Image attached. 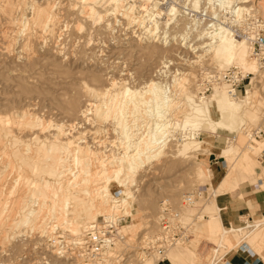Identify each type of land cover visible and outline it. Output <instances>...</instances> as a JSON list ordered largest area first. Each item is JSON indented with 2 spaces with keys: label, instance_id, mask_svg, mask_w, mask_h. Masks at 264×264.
<instances>
[{
  "label": "rangeland",
  "instance_id": "1",
  "mask_svg": "<svg viewBox=\"0 0 264 264\" xmlns=\"http://www.w3.org/2000/svg\"><path fill=\"white\" fill-rule=\"evenodd\" d=\"M18 1L19 4L23 6H20ZM53 1L0 0V157L2 158V161L0 158V163L2 162L0 164V175L2 174V176H0V264H80L72 251L73 246L70 243L73 242L71 239L74 240L82 237L85 234V229L79 232L80 234H74L70 232L68 229L69 227L65 225L64 227H60L61 231L54 232L56 230H52L51 228V221L54 216L50 213V206L56 200H58L56 201L58 204L63 205L64 200L68 198L70 201V210H76L75 207L79 204L76 196L78 195L79 199H82V201L90 199V197L86 196V190L91 191L94 187L96 188L97 186H95V184H99L100 181H95V184L85 183L81 185L82 187L78 190L72 189V191H76L75 195H70L66 192L67 189H71L69 186H66L67 182L64 181L66 177H64V180L59 178L60 182L63 181V190L61 192L59 191L57 196L52 192L55 188L54 190L52 188L48 190L43 186L45 180L55 181L56 179L55 176L49 175L47 172L48 169H57L58 164L61 166L62 164L68 163L66 164L68 166L70 164L69 160L72 159L69 158L66 160L67 162L64 161L62 159L64 156L61 154L59 148H56L57 150H53L50 154L48 153L49 155L45 154V149H41L42 154L36 149L39 142L38 140H46L48 138L47 141H53L55 139L54 135L57 131L53 127L54 124L63 122L71 123L70 121L75 122L74 127H76V129H73L70 136L66 133L59 134L60 137L57 136L59 139L56 140V144L63 145L66 144V141L72 142L82 135L87 136V146H83L78 155H86L88 157L90 151L93 153L100 151V147L96 149V147H94L95 143L92 144L90 140V138L94 136L91 133L96 131V129L98 130L101 127L99 131L103 132L106 130L107 133L105 137H108L107 141L109 142L112 141L113 136L116 138V133L113 130L114 123L112 124L113 119L111 120L112 116L109 115L106 117L107 105H105V103L110 97V94H108L109 96H104L106 88H115L116 91H122L119 82H125L126 86L130 87L132 90H139L146 86L149 80L152 79L163 85L167 83L169 85L170 83L173 84V77L175 75H187L191 72L197 77L195 79L196 84H199L204 73L214 68V63L215 65H221L220 62L210 59L213 53L210 52V50L207 51V49L210 48L208 42L211 41L207 39L209 38L208 35L201 36L200 32H205L207 29L200 26L199 20L197 21L198 25L196 27L195 25L193 26L192 20L183 16L179 7L172 6V8L177 11L175 14L176 16L169 12L168 15L171 17L170 20L167 21L165 20L164 9L162 7L160 8L159 4H157L158 6L155 9L159 14L157 20L159 21L160 31L167 29L171 34H175L178 39L177 42L176 40L170 39L167 42L168 44H166L164 41L149 42V40L142 37L143 33H145L144 30H146L145 22H137L138 24L134 23L135 25L133 24L131 26L130 23H128L129 20L122 15H118V13L116 14L117 16L113 14L116 17L112 14L107 15L104 8H109V6L113 5L109 0H101L100 3H97L96 6L99 5L97 10L101 11L102 15L106 16L102 19L97 17L98 20H96V16H93L94 19L90 15L88 16L90 12L88 9L91 4L87 5L82 0ZM75 1L79 2V4ZM123 1L124 5L134 4L141 17L145 18L144 15L146 12L140 10V7L143 3H149L146 5H150L153 0ZM205 1L211 3V1L214 0H192L191 4L193 5L194 3L195 5H193V8L198 9L202 8L203 4L205 5ZM255 2H260L264 11V0H255ZM80 5L83 7L82 10ZM5 7L7 8L5 9ZM52 8L56 11L55 13ZM11 9H14V12H12ZM49 11H53V13ZM35 13L40 15V18H38ZM32 16L34 17L32 18ZM47 16L49 18H47ZM35 18L36 21L34 20ZM60 19L62 21H60ZM13 20L16 23H14ZM48 20H52L51 24L54 25L46 22ZM11 24H13V26H11ZM17 25L19 26V28H17L18 30L16 29ZM32 26L33 28H31ZM186 26L188 27L187 29ZM10 27L12 28L10 29ZM20 29L21 32L23 31L22 33H20ZM10 30L13 32L12 34L9 33ZM185 30L187 32L190 31L189 37L180 42L181 38L178 36L184 33ZM4 31H7L9 35L6 32L5 35H2ZM26 31L29 32V34L32 33V35H28ZM27 35L30 37L29 39ZM1 37L5 38V40ZM24 37H27L26 41H22ZM8 41L10 43H8ZM183 42L186 44H182ZM205 42L206 44L208 43L207 46L204 44ZM6 44L9 47L6 46ZM9 44L12 45L10 46ZM24 44L29 46L27 47ZM152 47H157L162 54L149 61L145 55V51L147 48L150 49ZM26 48L28 49L26 50ZM233 64L235 63L225 64L222 65V67L224 66L225 69ZM257 65L256 71L248 70L251 74L249 77L245 78L242 89L239 91V97H241V99L245 96L243 87L249 89L251 94L248 101L239 108V120L235 119L236 122L233 124L227 123L225 127L217 128V134L206 132L205 129H203V132L202 129L198 132L196 131L197 134L199 133L197 135L199 139H205V141L212 146L207 144L205 148H201V150L193 153H177L176 151L186 141V137L184 140V136L192 131L190 130L192 127L188 126L184 129L181 127L180 124L184 117V112L176 113V115L174 114L172 118L173 122L180 121L178 123L179 125H176L169 133L172 136L168 140L170 142H167L165 146L166 152H164L161 157L154 158L149 164V167L147 166V169L138 174V185L140 182L141 185H139V187L133 186V192L136 190V197L133 201L131 199L134 203L129 201L128 205L132 204L131 209L127 206L132 214L128 211H124L129 217L127 222L123 224V226L125 225L122 229L124 233L121 234L123 235V239L117 240L116 245L112 248V252L108 255V262L106 261L104 264H210V257L213 254V249L216 248L217 240L221 234L218 216H222V214L220 212L218 215L217 208L221 207V209H223L222 213L225 217V209L228 206V201L238 195V191L224 192L225 189L238 190L242 183L253 184L259 180V177L250 180L252 178V173L249 174L247 171V166L251 162H256L259 158L260 161H262V158L258 155H260L263 149V145L261 144L263 140L256 139L251 134V130L262 124L264 125V67H262L258 61ZM95 77H99L100 79L95 80ZM113 82H118L115 87H111V83ZM169 86L168 91L173 93V89L175 88L173 87L171 91L170 88H172V85ZM98 90L103 94L102 98L98 96ZM190 90L197 94V91H195V82L190 87ZM90 92H92V94ZM212 92L213 89L209 95ZM96 94L101 102L97 101L99 100L97 97H94ZM216 97L217 98L214 97V103L210 100H203L210 104L214 119L219 120L218 104L228 106L230 102L226 95ZM73 99L78 102L76 103L78 110L76 113L69 114L67 104ZM95 103L101 104L99 108L102 109H99V112L93 110L95 108H92V105ZM85 109H88V111L85 115H82L81 112ZM95 111L101 114L100 118L99 114ZM37 118H40L39 120L42 121L41 126L38 125V123H33L32 120ZM52 129H54V131ZM6 131L8 134H6ZM212 134H214V136ZM33 136L38 139L33 140ZM61 137L62 139H60ZM115 138H113V140ZM199 139L197 140L199 141ZM227 142L228 145H230L228 147L232 148L229 153L223 154L221 149ZM44 147L46 148L47 146ZM111 148L112 153L109 151L110 146L107 147L109 151H107L108 155L120 151L116 148L114 151L113 147ZM168 153H171V155ZM1 154L6 157H2ZM13 154H16L14 158ZM35 156H37V158ZM215 156L221 157L222 162L219 171L227 167V173L224 172L220 174L214 171L212 160ZM24 157H26V159H24ZM30 157H32V159L29 160ZM252 157H257L256 161H254ZM4 158L6 159L4 160ZM21 158H23V161ZM93 158L96 159L97 157L93 156ZM27 160H29L33 166ZM4 164L5 166L3 167L5 168L2 167ZM22 164L25 166H22ZM54 165L55 167H53ZM210 165L214 172H212L213 176L211 180H207L205 169L210 167ZM109 166L110 165H108V167ZM3 170L6 171L4 172ZM21 174L25 176H21ZM40 175H42L41 181ZM44 175H46V177ZM225 176L228 181L222 179ZM38 180L42 184H40ZM16 183L19 187L15 186ZM98 186H100V184ZM21 189L25 192L23 190L21 191ZM35 189L36 191L34 192ZM111 189L114 191L113 194L119 196L117 198H120L122 187L119 186L117 182L111 183ZM145 190L151 191V199L154 204L153 208H148L147 205H144L143 194ZM26 191L28 194L33 191V194L31 193L32 195L29 197ZM198 191H203V195L197 197L193 205H183L182 200L185 195ZM32 196L34 197L31 200L30 198H32ZM36 197H38V199L40 198V203L41 200L47 198L44 203L46 206L41 207L36 203L37 205H35L37 207H35V205L32 207L36 209L35 214H32L30 217H24L25 219L21 218L27 210L24 203L27 204L29 201H35L37 200ZM23 200L25 201L24 203ZM164 200L169 201L174 209L182 212V221L188 230L189 238L185 243H180L182 245L169 248L165 254L167 259H164L163 255L153 251H144L146 254L142 255V251H140L141 248L144 246L148 247L146 240L158 236L161 232L159 214L161 202ZM20 206L24 208V211ZM113 206H115V204H113ZM107 207L110 210L113 209L111 207V202H108L106 208ZM103 213L107 214L109 212L103 211L101 214H98L96 218L98 222H102V217L105 215ZM197 215H199L198 218ZM262 215L264 214H259L258 216H253L252 214V217H243L236 225H229L224 222V226H243L248 221H251L252 224L260 223L259 227L246 229V231H250V234L241 246L247 245L245 247L251 248L254 253L257 252V254L264 259V216ZM35 218L37 220H34ZM17 219H22V221L19 220L21 223L17 221ZM44 227L45 230H43ZM46 231L53 232L51 235L55 237L53 240L54 244H51L47 239V236L50 234ZM61 234L63 236H59ZM62 244H64L63 246H65V248L60 246ZM241 246L233 248L230 245L228 248H221L217 258H224L226 255L228 256L240 250ZM186 250L188 252H186ZM223 263L224 260L219 264Z\"/></svg>",
  "mask_w": 264,
  "mask_h": 264
},
{
  "label": "bare ground",
  "instance_id": "2",
  "mask_svg": "<svg viewBox=\"0 0 264 264\" xmlns=\"http://www.w3.org/2000/svg\"><path fill=\"white\" fill-rule=\"evenodd\" d=\"M82 1H84L87 5L91 4L89 9H88L90 11L88 16L89 15L91 17L96 16V20H98L97 17L99 19L106 17V16L102 15L101 11L97 10V7L99 5L98 6H96V5H97V3H100L101 0H82ZM109 1H111V3H113V5L109 6V8H106V7L104 8L107 15L108 14H112V15L115 14L116 15L118 13V15H122L123 17L127 18L129 20L128 23H130L131 26L134 23L138 24L137 22H145L146 30H144L145 33H143V36H142V37H144V39L149 40V42H155V41L156 42H159V41L163 42L164 41L166 44H168L167 42L170 39L176 40V42H177V40H178L177 36L175 34H171L169 30L163 29V31L162 30L160 31L159 21L157 20L159 14L155 10L158 6L157 4H159L158 1L153 0L152 2L150 1L151 2L150 5H146L149 3H143L141 5L140 10H142V11L144 10L146 12V14L144 15L145 18L141 17V15L136 10L134 4L133 5H124L123 0H109ZM250 1L251 0H214V1H211V3H207L205 1V5L203 4L202 8H198V9L192 8V9H193V11L199 10L200 12H208V13H211L212 15H217V12H218L217 5L224 6V4H225L227 6L228 5L234 6V9H236L238 12H241L245 9H248L246 2H250ZM145 2H147V1H145ZM76 3L79 4V2H76ZM7 4H8V1H7ZM18 4H19V1H18ZM54 4H56V3H54ZM108 4H110V3H108ZM19 5L23 6L21 4H19ZM81 5H84V4H81ZM81 5H80V7H81ZM193 5H195V4L193 3ZM7 7H9V6H7ZM7 7H5V9ZM33 8H34V6H33ZM53 8H55V7H53ZM53 8H52V10H54ZM82 8L83 7H81V10H82ZM138 8H139V6H138ZM13 10H12V12H14ZM179 10H180L181 14L183 16H185L186 12L181 8H179ZM15 11H17V10H15ZM84 11H85V9H84ZM6 12H7V10H6ZM49 12L53 13V11H49ZM55 12L56 11L54 10V13ZM169 12H171V14L173 13V15H175L177 11L174 8L169 7V9L166 13H169ZM77 13H78V11H77ZM35 14L37 15V13H35ZM115 15H113V16L116 17L117 15L116 16ZM190 15H191L190 12H187V16H185V17L192 20L193 26L195 25V27H196L198 25L197 21L199 20L198 22L200 23V26L207 29V31H205V32L203 31L200 33H201V36L202 35L203 36L208 35L209 39L211 40L210 42H208L209 44L207 43L210 48L209 49L206 48L207 51L210 50V52L213 53V56L210 59L216 60L217 62H220V64H221V65H219V64L215 65V63H214V65H215V66L213 65L214 68L210 69V71H208V72H205V74L207 73V75L214 74V76L217 79H220V81H217L213 86V92H212L213 94L211 93L208 97H202V96L198 95V92L200 90V86H199V84H196L195 79L197 77L192 72L188 73L187 75L177 74L173 77V84H171V83L169 84V85H172L171 86L172 88H170V90L173 89V87L175 88V89H173L174 90L173 93L172 92L170 93V91H168L169 90L168 88L170 87L168 85V83L166 85H163V84L159 83L158 81H154V79L149 80V83H147L146 86H144L143 88H141L139 90H132L130 87L126 86L125 82H119V84L122 87L121 88L122 91H116L115 88H110V89L106 88V90L104 92L105 97H106V95L110 94L109 100L108 101L106 100V103H105V105H107L106 117L109 115L112 116L111 120L113 119L112 124L114 123L113 124L114 125L113 130L116 133V135H115L116 138L113 136L112 141H110V142L107 141L108 137H105V134L107 133V131L104 129H102V130H104L103 132L99 131V129L101 127L98 130L96 129V131L91 133L94 135L93 137L90 138L92 144L95 143L94 147H96V149L100 147V151L104 150V148H105L104 151H102V152L99 151L96 153H93L92 151H90L88 157L86 155H85L86 157L78 155L81 148H83V146H87L86 144L88 143V141H86L87 136H84V135L77 138L78 142H77V140H74L72 142L66 141V144L62 143L63 145L56 144V140L59 139V137H60L59 134L66 133L67 135L70 136L73 129L74 128L76 129V127H74L75 122H72V121H70L71 123L63 122V123H58V124L53 125L54 129L57 131L56 134L54 135L55 139L53 141L52 140L47 141L48 140L47 137H46L47 138L46 140H44V139L38 140L39 142H38V146L36 149L39 151V153H41V149L42 150L45 149V154H48V153L50 154V152H52L56 148H59V150L61 151V154L65 157V158L62 157V159L64 161L68 160L69 158H72L71 160H69L70 164L68 166L66 165L68 163H65L64 165L62 164L61 166L58 164L57 169H50V170L48 169L47 170L49 175L53 176V177L55 176L56 179H55V181L54 180L53 181L45 180V182H43V186L46 187L48 190L51 188L54 190V188H55V190L52 191L55 194V196H57V193L59 191L61 192L63 190L62 189L63 188V186H62L63 181L60 182L59 178H62V180H64V177H66V179L64 180L67 182L66 186H69V188H71V189H67L66 192H68L70 195H75V193H76V191H72V189L78 190L82 187L81 185H83L85 183H94L95 181H98V180L100 181L99 182L100 186H98L99 184L94 183L95 186H97L96 188L94 187L93 189H91V191L86 190L87 195L86 194L85 195L90 197V199H86L85 201H82V199H79L78 195L76 196V198L78 199V202H79V204L76 205V207H75L76 210H70V201L66 197H65L66 199L64 200L63 205L58 204L56 202L58 200L54 201L53 203L51 202L52 204L50 206L51 207L50 213H52V215L54 216L53 220L51 221L52 222L51 228H52V230H56L54 232L61 231L60 227H64L65 225L67 227H69L68 229L70 230V232H72L74 234H78L79 232H82L85 229L84 230L85 234L82 237H80L79 239L76 238L74 240L71 239V241H73V242L70 244H72L74 247H76L78 245L80 246L81 244H83V242L85 240V236H87V231H89L91 229V227L94 225L93 223L98 222V219H96V218H97L98 214H101L103 211L109 212L107 214L103 213V214H105L103 217H106L107 215H113V214L120 212L121 210H119V208H122V210H124L125 212L128 211L131 213V211L128 210L127 206L131 209L132 204L128 205L129 201H131V199L133 201V199L136 197L135 196L136 190L133 192V186L139 187V185H141V182L138 185L139 180L137 179V176L140 172L147 169L146 168L147 166L149 167V164L154 160V158L161 157V155L164 152H166L165 146H166L167 142H170L168 140L172 136L169 133L171 132V129L175 128L176 125H179L178 123L180 122V121L173 122L172 118H173L174 114L176 115V113L178 114V113L184 112V115H183L184 117L181 120V124H180L181 127H183V129L187 128L188 126L192 127L190 129L192 131L189 132L188 135L184 136V140L186 137V141L182 144V146L176 152L180 153V154L193 153L195 151L197 152V151L201 150V148H205V146L207 144L212 146L210 143L206 142L205 139H201V138L199 139L197 137V135L199 134V133L197 134L198 131H200L202 129V132H203L204 131L203 129H205L206 132L216 133L217 128L225 127L227 123L233 124L234 122H236V120H239V111H240L239 108H241L248 101V99L251 96L250 90L247 88L245 89V87H243V91L245 92V96L243 99H241V97H239V91H237L233 87H230L229 85L226 84L225 81L222 80L223 72L229 68L228 67V68L224 69V66L222 67V65H225V64L235 63L232 66L239 67L241 69L244 77L250 76L251 73L248 70L256 71L258 65H257V61L251 56L249 42L246 39H240V38L233 36L229 30L223 29V28H221L220 30L216 29L215 32L211 34V31H208V27L204 26L202 24L201 18L199 19V18H196L195 16L191 17ZM1 16L3 17L2 14H1ZM37 16H38V18H40L39 17L40 15H37ZM48 16H50V15H48ZM48 16H47V18H49ZM52 16H53V14H52ZM33 17L34 16H32V18ZM57 17H55V18H57ZM93 19H94V17H93ZM2 20H3V18H2ZM34 20L36 21V18ZM41 21H43V20H41ZM51 21L52 20H50V21L48 20L46 22H49L51 24ZM60 21H62V20L60 19ZM13 22H14V20H13ZM14 23H16V22H14ZM51 25H54V24H51ZM3 26H5V25H3ZM9 26H10V24H9ZM11 26H13V24H11ZM48 26H49V24H48ZM201 27H198V28H201ZM11 28L12 27H10V29ZM17 28H19L18 25L16 26V29ZM31 28H33V26ZM187 28L188 27L186 26V29ZM44 30H45V28H44ZM27 31H29V30H27ZM27 31H26V33H28V35L31 36L32 33L29 34V32H27ZM38 31H39V28H38ZM5 32L7 33V31H4V34H2V35H5ZM22 32L20 29V33H22ZM36 32H37V29H36ZM189 32H187L185 30L184 33L179 35L178 37L181 38L180 39L181 41L180 40L179 41L182 42V40H185L187 37H189L188 36ZM9 33L12 34L13 32H11V30H10ZM9 33H7V34L9 35ZM38 33H40V32H38ZM28 35H27V37L29 39L30 37ZM44 35H45V33H44ZM16 36H18V35H16ZM135 36H137V35H135ZM39 37H40V35H39ZM1 38H3V37H1ZM5 38H3V39L5 40ZM24 38L22 39V41H24V40L26 41V38L25 39ZM139 38H140V35H139ZM7 40H8V38H7ZM139 40H141V39H139ZM9 41H8V43H10ZM35 41H37V40H35ZM11 42H12V40H11ZM3 43H4V41H3ZM22 43H21V45L23 46ZM32 43H33V41H32ZM129 43H132V42H129ZM7 44H6V46H8ZM182 44H184V42ZM204 44L207 46L206 42ZM9 45L11 46L12 44H9ZM25 46H27V45H25ZM13 48H15V47H13ZM201 48H203V47H201ZM27 49L28 48H26V50ZM4 51H5V49H4ZM24 51H25V49H24ZM7 52H8V49H7ZM161 54H162V52H160V50H158L157 47H152L150 49L147 48V50L145 51V55H146L147 59H149V61L157 58ZM25 56H27V55H25ZM202 57H203V54H202ZM165 68H166V66H165ZM94 79L99 80L100 78L95 77ZM194 82H195V89H196L195 91H197V94L190 90V87L194 84ZM117 83L118 82L111 83V85H112L111 87H115V85ZM112 90H113V92H112ZM90 93L92 94V92H90ZM222 95L228 96V101L230 102V104H228V106H223L222 104H218V113H219L218 115L220 118H219V120H215L214 117L212 116L210 104L207 101H204L203 99L208 100V101L210 100L212 103H214V99L217 98L216 96L219 97ZM98 96L100 98H102L103 94L99 91ZM94 97L96 98L97 94ZM97 99H99V98L97 97ZM97 101L101 102L100 99ZM76 103H78V102H77V100L74 101V99L71 100L70 102H68L67 108H68L69 114L76 113V111L78 110ZM100 105L101 104H98V103L93 104L92 108H95L93 110H97L99 112V109L100 110L102 109V108H99ZM79 111H81V110H79ZM87 111H88V109L83 110L81 112L82 115H85ZM98 112H96V113H98ZM100 116H101V114H99V118H100ZM96 117H98V116H96ZM93 118H94V116H93ZM39 119L37 118V119L32 120V121H33V123H38V125L41 126L42 121H40ZM101 119H102V117H101ZM26 120H28V119H26ZM26 120H25V122H26ZM98 121H100V120H98ZM33 128H35V127H33ZM37 129H39V128H37ZM54 129H52V130L54 131ZM6 134H8V132ZM212 135L214 136V134H212ZM57 136H59V137H57ZM50 138H52V137H50ZM88 138H89V136H88ZM101 138H104V139H101ZM113 138H115V139L113 140ZM36 139H38V138L37 137L33 138V140H36ZM60 139H62V137ZM197 139H199V141ZM230 140H232V139H230ZM28 142H30V141H28ZM228 142H231V141H228ZM228 142L221 149L223 154L229 153V151L232 148V147H228V146H230V145H228ZM59 143H60V141H59ZM44 146H47V147L45 148ZM109 146L111 149V150L109 149V151H111V153H112L111 147H113L114 151H115V148L119 149L120 151H118L116 153L113 152V154L108 155L107 154V151H108L107 147H109ZM101 148H103V149H101ZM251 148H252V146H251ZM27 152H28V149H27ZM31 152L34 153L35 150H34V152L33 151H31ZM42 152H44V151H42ZM168 154L171 155V153H168ZM14 155H16V154H13V158H14ZM38 155H40V154H38ZM53 155H54V153H53ZM92 155L96 156L97 158L94 159ZM3 156L4 155H2V157ZM8 156H9V154H8ZM19 156H21V155H19ZM37 156H35V157L37 158ZM4 157H6V156H4ZM5 159L6 158H4V160ZM22 159L23 158H21V160ZM24 159H26V157H24ZM30 159H32V157H30L29 160ZM21 160H20V162L22 163L23 160L22 161ZM29 160H27V161H29ZM1 161H2V158H1ZM58 161H60V160H58ZM25 163H26V161H25ZM51 163H52V160H51ZM57 163H59V162H57ZM5 164L2 165V167L5 166ZM27 164H26V166H27ZM23 165L24 164H22V166ZM108 165H110V166L108 167ZM32 166H33V164H32ZM53 167H55V165ZM3 168H5V167H3ZM6 169H7V167H6ZM205 173H206L207 180H211L212 171H211L210 167H207L205 169ZM0 176H2V174ZM21 176H25V175L21 174ZM41 176L42 175H40V177ZM44 176L46 177V175H44ZM3 177H4V174H3ZM41 180H42V177L40 178V181ZM19 181H21V180H19ZM40 181H39V183H40ZM15 182H17V181H15ZM112 182H117V184L122 187V190L120 192L121 193L120 198H117L119 196H116L113 194L114 191H112V189H111V183ZM23 183H21V184H23ZM40 184H42V183H40ZM15 186H17V183ZM17 187H19V186H17ZM23 189H21V191ZM40 190H39V192H40ZM35 191H36V189L34 190V192ZM28 192H29V190H28ZM214 192H215V190H214ZM26 193H27V191H26ZM31 193L33 194V191ZM31 193L30 194L27 193L29 195V197H30V195H32ZM47 194H49V193H47ZM24 195H26V194H24ZM50 196H51V194H50ZM33 197L34 196H32V198H30V199L32 200ZM39 197H40V194H39ZM61 198H59V199H61ZM143 198H144V205H147L148 208H153L154 204H153V201L151 199V191L145 190L144 194H143ZM27 199H29V198H27ZM36 199L37 200H35V201H29L28 200L29 202L27 204H25L24 203L25 201L23 200V203H24L25 207L27 208V210H26V213L23 215V217L21 216V218H24L27 216L30 217L32 214H35L36 209H34L32 207L36 203L38 205H40L41 207L46 206V205H44V203L46 202L45 200H47V198H44L45 200H41V203L39 201L40 198L38 199V197H36ZM14 202H16V201H14ZM108 202H111V207L114 210L112 208H111L112 210L108 209V207L106 208V205L108 204ZM132 203H134V202H132ZM113 204H115V206H113ZM15 205H17V204H15ZM36 205H35V207H37ZM13 207H14V205H13ZM20 207L22 208V206H20ZM22 209L24 211V208H22ZM217 209H218V215H219V213L221 212L222 209L220 207H218ZM36 212H38V211H36ZM39 215H40V213H39ZM34 217H35V215H34ZM32 218H33V216H32ZM218 218H219V225L221 227V234L217 240L216 248L213 249V254L210 257L211 258L210 264H217L219 262V260L223 259V258H219V257L217 258L221 248H228L230 245L233 248L241 246V244L245 241L247 236H249V234H250V231H246V229L260 226V223L252 224L251 221H248L243 226L226 227V226H224V224L222 222V216L219 215ZM19 220L22 221V219H19ZM19 220L17 219V221H19ZM34 220H37V219L35 218ZM21 221H19V222L21 223ZM33 223H35V222H33ZM16 225H17V223H16ZM31 225H32V223H31ZM124 226L119 228V233H121V234L124 233L122 230L124 228ZM32 228H33V226H32ZM43 230H45V227ZM40 232H43V231H40ZM46 232H48V231H46ZM48 233L50 235L47 236V239L49 240V242H51V244H54L53 240L55 239V237L51 235L53 232H48ZM48 233H46V234H48ZM55 235H57V234H55ZM59 236H63V235L61 234ZM119 239L122 240L121 238H119ZM176 245H182V244L179 243ZM176 245H174V246H176ZM112 250L113 249H109L108 252L105 253V257L103 258L102 264L106 263V261L109 258L108 255L112 252ZM186 252H188V251L186 250ZM73 253L75 254L76 258L79 260L80 264H83V262L81 260V256L78 255L77 252H73ZM165 254H166V252L163 254V256L165 259H167Z\"/></svg>",
  "mask_w": 264,
  "mask_h": 264
},
{
  "label": "built area",
  "instance_id": "3",
  "mask_svg": "<svg viewBox=\"0 0 264 264\" xmlns=\"http://www.w3.org/2000/svg\"><path fill=\"white\" fill-rule=\"evenodd\" d=\"M158 1L159 7L164 9L166 21L170 20L168 13H166L169 7L176 6L186 12L185 16H187V12H190L191 17L201 18L202 24L208 27V31H211V34L216 29L220 30L223 28L229 30L237 38L246 39L250 45L251 56L264 67V11L260 2L256 3L255 0L246 2L248 9L241 12L234 9V6L217 5V15H212L199 10L193 11L192 0ZM245 78L247 77L243 76L241 69L237 66L229 67L222 74V80L237 91L242 89ZM217 81H220V79H217L214 74L207 75V73H204L199 83V96L208 97ZM251 134L254 138L263 139L264 125L262 124L251 130ZM202 195L203 191L185 195L182 203L185 206L193 205L194 200ZM119 209L121 210L120 212L102 217V222L95 223L87 231L83 244L76 247L72 245V251L77 252L81 256L83 264H102L105 253L116 245L119 238L123 239V235L119 233V228L127 222L129 215L125 214L122 208ZM198 217L199 215H197ZM159 219L161 232L158 236L146 240L148 247L144 246L141 248L142 255L148 251L163 255L168 248L179 243H185L189 238L188 230L182 221V212L174 209L167 200L161 202ZM63 245L60 246L65 247Z\"/></svg>",
  "mask_w": 264,
  "mask_h": 264
},
{
  "label": "crops",
  "instance_id": "4",
  "mask_svg": "<svg viewBox=\"0 0 264 264\" xmlns=\"http://www.w3.org/2000/svg\"><path fill=\"white\" fill-rule=\"evenodd\" d=\"M264 141V138L262 139ZM261 142L263 145V149L260 153V156L262 158V161H260V158L258 161H256L257 157L253 158L256 162H251L247 166L248 173H252V178L250 180H253L255 177H259V180L256 183H242L240 188L238 190H231L229 188H226L224 192H237L238 195L236 197L231 198L228 201V206L226 207V213L225 217L222 213V222H226L229 225H236L238 224L243 217L246 216H258L259 214H264V142ZM215 155V154H214ZM221 156V155H220ZM214 165V171L222 173H227L226 170L227 167L219 171V168L221 167V157L215 156V158L212 160ZM210 169L212 171V167L210 165ZM230 169V168H229ZM212 171V172H214ZM234 173V172H232ZM250 175V176H251ZM213 176V174H212ZM224 181H228L227 177L222 178ZM222 180V181H223ZM222 185V183H221ZM221 208V207H220ZM264 216V215H262ZM247 245H243L240 247V250L226 255L220 262L224 260L223 264H264V259L259 256V254L254 253L251 248L245 247ZM219 262V263H220ZM217 263V264H219Z\"/></svg>",
  "mask_w": 264,
  "mask_h": 264
}]
</instances>
